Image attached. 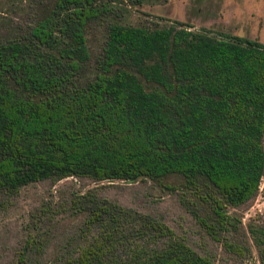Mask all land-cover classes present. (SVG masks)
<instances>
[{
  "label": "trees",
  "instance_id": "1",
  "mask_svg": "<svg viewBox=\"0 0 264 264\" xmlns=\"http://www.w3.org/2000/svg\"><path fill=\"white\" fill-rule=\"evenodd\" d=\"M147 1L29 0L27 26L3 19L0 195L45 180H149L242 252L226 237L243 224L229 209L254 200L264 179V45L121 15ZM69 209L84 218L77 246L51 264H217L162 220L95 193ZM248 227L264 264V227ZM36 242L16 264H30Z\"/></svg>",
  "mask_w": 264,
  "mask_h": 264
},
{
  "label": "rangeland",
  "instance_id": "2",
  "mask_svg": "<svg viewBox=\"0 0 264 264\" xmlns=\"http://www.w3.org/2000/svg\"><path fill=\"white\" fill-rule=\"evenodd\" d=\"M28 1L0 0V37L9 28L27 26L34 19V3L30 8ZM127 10L121 15L136 26L184 24L194 31L237 36L264 45V0H154ZM3 19L11 23L8 29ZM101 31L98 28L93 34L91 48L95 51L101 45ZM89 192L162 220L195 251L217 264H262L248 226L264 227V179L254 200L229 209L243 222L238 232L226 237L242 246L239 252L227 248L224 240H214L194 216L195 208L182 202L178 193L149 180L95 182L87 178L45 180L16 195H0V264H16L30 237L37 239L30 264H51L72 253L73 246H77L72 243L79 237L84 218L71 216L69 208L76 195Z\"/></svg>",
  "mask_w": 264,
  "mask_h": 264
}]
</instances>
